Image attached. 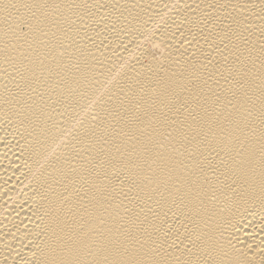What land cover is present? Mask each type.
<instances>
[{
    "label": "bare ground",
    "instance_id": "1",
    "mask_svg": "<svg viewBox=\"0 0 264 264\" xmlns=\"http://www.w3.org/2000/svg\"><path fill=\"white\" fill-rule=\"evenodd\" d=\"M0 264H264V0H0Z\"/></svg>",
    "mask_w": 264,
    "mask_h": 264
}]
</instances>
